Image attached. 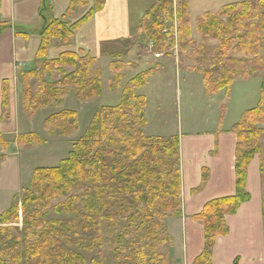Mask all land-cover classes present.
Wrapping results in <instances>:
<instances>
[{"label": "trees", "instance_id": "16d2710c", "mask_svg": "<svg viewBox=\"0 0 264 264\" xmlns=\"http://www.w3.org/2000/svg\"><path fill=\"white\" fill-rule=\"evenodd\" d=\"M105 2L94 0L90 11L72 22L90 0H71L61 19L47 21L40 34L37 68L22 75L27 112L60 106L71 86L86 93L83 100L100 95L101 74L99 69L93 71L97 58L66 50L81 25L102 11ZM140 25L138 33L146 31L154 52L178 49V65L184 67L183 61H187L190 72L202 75L209 96L225 91L229 99L237 79L247 81L264 72V0L228 4L198 17L195 25L189 0H157ZM54 45L61 53L44 61ZM124 68L115 62L111 71L121 79ZM146 77L127 84L122 103L101 109L59 166L35 169L30 187L16 195L11 208L0 215V264H85L84 254L95 252L98 258L91 264H103L104 226L113 233L119 230L112 238L113 264H170L164 256L167 239L162 221L180 215L179 137L148 134V98L138 94L149 82ZM6 100L4 108L8 107ZM225 115L223 106L219 125ZM51 117L46 123L51 134L64 137L78 129L69 121L75 122V112ZM61 122L66 128L59 133L54 125ZM232 131L237 136L235 195L215 200L195 217L204 226L205 243L193 264H212L216 239L229 231L225 218L251 199L246 185L248 168L261 151L264 85L257 107L246 111ZM44 142L36 134L17 139V145L25 150ZM9 145L0 135V146L7 149ZM4 160L5 156H0V168ZM207 178L203 174L202 181ZM20 211L23 229L14 225Z\"/></svg>", "mask_w": 264, "mask_h": 264}, {"label": "crops", "instance_id": "0c3cea01", "mask_svg": "<svg viewBox=\"0 0 264 264\" xmlns=\"http://www.w3.org/2000/svg\"><path fill=\"white\" fill-rule=\"evenodd\" d=\"M49 1L47 5L48 0H0V23H2L0 24V118L4 113L2 82L6 68L8 73H12L13 70L15 74V61H25L27 58L22 57L26 55L30 57L34 54L35 57L40 44L38 36L42 25L40 14L50 11L55 17L62 18L70 4V0ZM156 1L152 3V0H106L103 10L95 13L81 25L71 47L74 46L77 50L98 57L106 44L113 45L114 42L126 38L133 44L138 34L135 26L141 23ZM190 6L192 7L191 1ZM92 8L93 5H89L71 21L76 22ZM193 17L191 15L192 21L195 19ZM19 32H26L29 36L26 37ZM60 52L61 49L55 47L51 49L48 56L54 59ZM31 63L27 62L23 66ZM154 76L157 77L156 73ZM234 85L235 82L232 88ZM239 90L240 93H244L248 91V88L244 91ZM232 92L233 89L230 92V98ZM225 99L224 96L223 100ZM228 103L229 101L227 104L219 103V106L226 107L222 125L218 124V117L216 118V114L212 113L216 110L211 107L212 117L205 127H192L185 133L183 131L177 133L182 207L181 215L169 217L166 221V231L171 241V252L168 255L170 264L195 262L202 254L205 243L204 226L195 217L209 201L235 195L237 136L232 128L240 119L238 114H242L246 109H241L235 116H231ZM7 109L11 112V122L8 124L6 120H0V133L4 137H11L14 142L9 141V147L3 150L7 154L0 155L5 156L0 168V182L7 179L12 193L23 183L19 157L31 153L23 148L25 153H22L21 147L17 145L16 136L22 132L30 133L31 131L25 128L18 129L12 122L16 109V103L12 97L9 99ZM148 110L149 107L146 108V114ZM147 121L148 132L151 122L148 118ZM260 147V153L255 156L248 168L246 190L251 199L244 203L237 213L225 218L229 231L227 235L216 239L212 252V264H264V134L260 139ZM59 148L60 146H56L50 149L58 150ZM0 149L3 148L0 146ZM41 149H49V145L46 144ZM34 171L35 169H31L29 178L33 176ZM203 174H207L208 179L202 187L203 190L197 192L202 186ZM0 193L2 198L5 195L2 186H0ZM9 204V200L4 205L0 204V214L6 211Z\"/></svg>", "mask_w": 264, "mask_h": 264}, {"label": "rangeland", "instance_id": "374dc122", "mask_svg": "<svg viewBox=\"0 0 264 264\" xmlns=\"http://www.w3.org/2000/svg\"><path fill=\"white\" fill-rule=\"evenodd\" d=\"M190 1L192 2V7L190 6V15H193L195 19H197L205 13L217 12L222 7L228 4L244 0H189V3ZM49 2L50 1L48 0L47 5H49ZM153 2H155V0H152V3ZM91 4L94 7V0H90V5ZM104 6H106V2ZM40 17L42 20V25L38 31L40 41L39 48L41 45L40 34L45 30L47 21L49 20L48 24H50L52 20L61 19V17H55L53 14H51L50 11L41 13ZM195 19L193 20L194 25L196 21ZM140 26V24L138 26H135L138 31L140 29ZM174 26L175 28L177 27V22L174 23ZM145 32H139L138 34H136L137 39L134 40L133 44L132 42L127 40V38L120 39L117 42H114L113 45H110V43L106 44V46L103 47V52L98 57L90 54V56L96 57L98 60V63H96V65L93 67V71L99 69L101 74L100 95L96 98L83 100L86 93L71 86L69 93L63 99L60 106L51 105L50 107L45 109L33 110L34 112L30 110L27 112L23 105L24 91L22 89L23 86H21V84H23L22 75L24 74L23 71L37 68L36 63L39 61V48L37 50V53L35 54V57L34 54L30 57L26 55L22 57L27 58L25 61L21 62L20 60L21 63L15 61V74L13 73V70L12 73H8V69L6 68L4 74L5 78L4 80L2 79V91L3 98L6 97L7 100L6 98H4L2 101L6 100L7 105H9V99L11 97L14 99L16 103V109L15 115L12 118V122L15 123V126H17L18 129L25 128L31 131L30 133H20L18 136H16V139H18L22 135L36 134L43 141H45L44 146L46 144L49 145V149L45 150L41 149L44 146L30 148L29 151L31 153L29 155H22L19 157V161L22 167L20 172L22 173L21 181L23 183L17 189L13 190L12 193L9 183H7L6 181L7 179H4L2 182H0V186L3 187V191L5 193L2 198L0 193V204L4 205L8 202V200L10 203L6 210H9L11 208L13 199L16 195L22 194L24 190L28 188V186L30 187L32 176H30L31 178H29V174L31 172V169H37L39 167H53L56 165L59 166L60 161L66 159L69 156V153L74 150V144L86 134V131L92 123V120L97 114L101 113V109L103 107L117 106L122 103L124 88L130 81L134 79H138L139 77L145 75H148V77H150V81L148 82L146 87L139 90L138 94L146 96L148 98L147 100H149V110L147 111L146 118H148L151 122V127L148 129V134L151 136H177V133L179 131H183V133H185L186 130L191 129L192 127H205L212 117L210 110L211 107L212 109L216 110V112L212 113L216 114V118L218 117L217 122L219 124L221 109L223 106H225H219V103L227 104V102L229 101L228 107L231 112V116H235L236 112L240 111L241 109H246L242 114H238L240 119L246 111L252 110L257 107L261 97V85H264V72H260L258 75L248 80V82L245 80L237 79L235 81L234 88H232L233 92L231 98L229 97L230 100H223L224 96L226 98L225 91H221L219 92V94L217 93L216 95L209 96L206 93L202 75L190 72L187 69V67L190 65L187 64V61H183L184 67H180L178 65V63L181 64V58L180 54H178V49L175 48L172 51L167 50L163 52H154L153 48H155V46L154 44L150 43L151 41L147 40V34ZM19 33L24 34L26 37L29 36L26 32ZM195 37L198 38L197 33H195ZM55 42L56 44H61L60 41ZM114 44L116 45L114 46ZM55 47V45L51 46V48L47 51V57L44 59V61L52 60L51 58H49L48 54L51 49ZM56 48L59 49L58 47ZM66 51L76 54L83 52L75 49L74 46L71 48L69 47ZM59 54H57L55 58H57ZM27 62L32 63L30 65L27 64V66H23V64ZM115 62L116 64H123L125 67L120 72V74L122 75L121 79H118L117 74L111 71V66L112 64H115ZM155 73L157 77L154 76ZM148 77H146V79ZM34 88L35 85L33 86L32 84V90H34ZM246 88H248V91L240 93L239 89H242V91H244V89ZM179 93L181 94L179 95ZM243 96L246 97L243 98ZM60 112H75V122L71 120L69 121L78 125L77 129L75 124L70 123L72 124L70 125V127L72 126L76 128V130L71 132L68 136L64 137L57 134H51V130L46 126V123L49 122V120L52 118L51 116ZM0 120H6L5 122L10 124L11 112L7 108H4V113L1 116ZM54 127L58 128L59 131L57 132L60 133L64 128H66V125L65 123L61 122L56 123ZM157 128L161 129V131ZM0 135L6 141H10V143L14 142L11 137H4L1 133ZM56 146H60V148L58 150L50 149L52 147L55 148ZM23 149L21 146L22 153H25V150ZM3 150L4 149H0V153H3L0 155L7 154ZM206 182V179L202 181V186L201 188H198L197 192L203 190L202 187L205 186ZM214 201L215 200H211L206 203L200 214L204 211L205 207H207L208 204H211ZM169 217L175 216L169 215L164 219V221H162V231L165 238L167 239V244H165L166 249L164 250V256H166L168 260V255L171 252V241L166 231V221ZM14 225L17 226V228H24L22 211L19 212V220ZM118 233L119 230L113 233L107 226H104L103 228V264H113L114 245L112 242V238L113 236L118 235ZM168 247L170 248L168 249ZM74 252L79 254V251ZM84 256L85 259L87 258L85 264H91L92 260L98 258V252L84 254Z\"/></svg>", "mask_w": 264, "mask_h": 264}]
</instances>
